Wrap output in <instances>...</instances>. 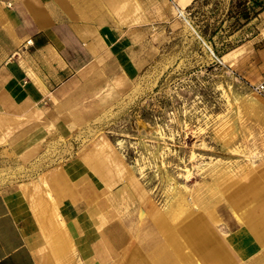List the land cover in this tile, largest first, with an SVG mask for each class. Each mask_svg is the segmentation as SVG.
Listing matches in <instances>:
<instances>
[{
  "label": "crops",
  "instance_id": "crops-1",
  "mask_svg": "<svg viewBox=\"0 0 264 264\" xmlns=\"http://www.w3.org/2000/svg\"><path fill=\"white\" fill-rule=\"evenodd\" d=\"M196 1L0 0V163L37 158L67 135L63 112L131 79L151 30ZM94 160L0 181V264H264V163L222 195L194 199L199 208L184 217L182 205L149 203L141 221Z\"/></svg>",
  "mask_w": 264,
  "mask_h": 264
},
{
  "label": "rangeland",
  "instance_id": "rangeland-1",
  "mask_svg": "<svg viewBox=\"0 0 264 264\" xmlns=\"http://www.w3.org/2000/svg\"><path fill=\"white\" fill-rule=\"evenodd\" d=\"M230 1L197 0L185 19L151 30L138 72L81 94L63 112L68 134L37 158L1 162L0 181L87 153L100 181L120 190L117 204L142 221L149 203L182 205L184 217L199 208L194 199L222 195L264 163V95L253 88L264 72V12L234 27Z\"/></svg>",
  "mask_w": 264,
  "mask_h": 264
},
{
  "label": "trees",
  "instance_id": "trees-1",
  "mask_svg": "<svg viewBox=\"0 0 264 264\" xmlns=\"http://www.w3.org/2000/svg\"><path fill=\"white\" fill-rule=\"evenodd\" d=\"M230 2L225 17L233 19L234 27L245 25L264 12V0H231Z\"/></svg>",
  "mask_w": 264,
  "mask_h": 264
},
{
  "label": "built area",
  "instance_id": "built-area-1",
  "mask_svg": "<svg viewBox=\"0 0 264 264\" xmlns=\"http://www.w3.org/2000/svg\"><path fill=\"white\" fill-rule=\"evenodd\" d=\"M178 17L185 19V13L178 11ZM253 88L256 93L264 95V72H262L259 81L253 85Z\"/></svg>",
  "mask_w": 264,
  "mask_h": 264
},
{
  "label": "bare ground",
  "instance_id": "bare-ground-1",
  "mask_svg": "<svg viewBox=\"0 0 264 264\" xmlns=\"http://www.w3.org/2000/svg\"><path fill=\"white\" fill-rule=\"evenodd\" d=\"M33 185V184H32ZM34 188L36 190H40V185L38 183H35ZM26 189V188H25ZM28 189V188H27ZM33 205V204H32Z\"/></svg>",
  "mask_w": 264,
  "mask_h": 264
}]
</instances>
